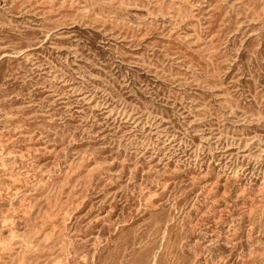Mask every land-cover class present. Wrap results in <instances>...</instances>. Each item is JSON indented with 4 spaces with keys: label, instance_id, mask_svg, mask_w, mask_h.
I'll use <instances>...</instances> for the list:
<instances>
[{
    "label": "rangeland",
    "instance_id": "1",
    "mask_svg": "<svg viewBox=\"0 0 264 264\" xmlns=\"http://www.w3.org/2000/svg\"><path fill=\"white\" fill-rule=\"evenodd\" d=\"M0 264H264V0H0Z\"/></svg>",
    "mask_w": 264,
    "mask_h": 264
}]
</instances>
